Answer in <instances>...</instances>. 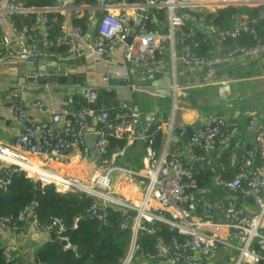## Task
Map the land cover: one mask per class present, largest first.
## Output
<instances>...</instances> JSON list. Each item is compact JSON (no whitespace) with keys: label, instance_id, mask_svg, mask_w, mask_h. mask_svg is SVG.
Masks as SVG:
<instances>
[{"label":"built area","instance_id":"1","mask_svg":"<svg viewBox=\"0 0 264 264\" xmlns=\"http://www.w3.org/2000/svg\"><path fill=\"white\" fill-rule=\"evenodd\" d=\"M109 1L110 4L105 2L90 8L76 7L74 0H55L54 8L41 10L19 8L18 0H15L9 8L10 13H38L41 16L54 11L81 15L87 11L91 26L96 22L95 13L101 11L91 37L90 31L85 33L77 26H72L68 31L66 23L63 35L56 41H50L46 28L49 21L45 16L39 17L31 29L24 27L17 30L12 24V29L27 44V65L33 66L41 55L36 32L41 31L44 26L43 49H68L64 57L47 52L48 57L73 62L79 56L77 45L86 44L95 60H101L114 53L119 46H124L129 78H134L141 71L145 85L153 82L158 74L154 69L163 63L165 45L162 37L144 32L140 36L137 34L128 44L132 25L136 27L138 19L129 17L127 9L130 6L125 1ZM140 1L144 2L142 9L169 8L171 39L175 32L182 35V62L213 79L218 60L198 56L193 46L187 43L192 39L191 33L187 34L183 30L185 21L206 24L205 15L199 17L184 13L179 16L174 13L177 5L174 0ZM254 23L243 18L237 20L234 28L228 31H217L212 24L206 27L208 33L217 35L220 45L235 40L244 33L253 35L256 41L254 46L236 47L226 54L228 61L238 57L253 60L264 55V43L252 26ZM5 60L3 51L0 66ZM38 76L45 77V73L41 72ZM111 77L112 74L108 75L105 81H109ZM72 105L73 101L70 99L69 106ZM69 106L62 110L64 120L61 127L54 124L29 125L11 146L0 147V194L8 191L15 176L26 173L32 178H38L43 185H55L58 192H78L91 197L94 200L91 213L99 208L104 211V217L107 208L121 213L120 229L129 231L131 240L120 264H264V122L256 131L255 150L243 148L239 127L225 118H216L201 128L199 135L195 133L186 141L184 150L178 142L171 144L170 139H165L162 148L156 149V142L162 135L158 117L156 114L145 116L136 104L120 102V110L125 111V114L114 119L107 112L97 113L88 108L73 113ZM36 107L42 108L39 103ZM14 112L21 123L28 122V116L21 107H16ZM257 120H250L251 129H254ZM92 121L96 127L91 133ZM173 129L171 124L168 134ZM91 134L97 137L93 163L98 172L88 182L77 177H62L54 172L42 174L31 161V157L39 156L47 159L64 158L73 150H80L83 159L89 160L91 152L86 138ZM119 139L130 142L140 140L146 144L144 167L141 171L111 165V142ZM230 145L233 147L229 161L238 172L233 179L226 180V167L220 162L219 156ZM172 147L175 152L172 165H168L167 157ZM206 170L213 174L214 186L223 191L200 187L198 175ZM115 172L125 175L123 181H120L122 191L123 183L130 185L141 180V184H144L136 186L140 195L133 196L127 191L126 195L122 191H116L115 196L111 194ZM219 193L222 195L219 196ZM236 198L241 199L242 203L239 204ZM33 209L32 206L25 207L15 218L0 216V229L17 235L23 233L25 225L30 222L37 231L54 233L58 238L68 241L62 237L66 232L62 220L54 219L47 226L41 227ZM160 224L184 239L174 238L168 243L164 238L158 237L155 253H143L139 244L141 234L156 237ZM140 253L143 257L137 262ZM4 256L9 262L13 256L12 250L5 248Z\"/></svg>","mask_w":264,"mask_h":264},{"label":"crops","instance_id":"2","mask_svg":"<svg viewBox=\"0 0 264 264\" xmlns=\"http://www.w3.org/2000/svg\"><path fill=\"white\" fill-rule=\"evenodd\" d=\"M62 1L66 2L67 0ZM106 3L110 4V1L106 0ZM126 3L130 6L127 9L129 17L138 19V25L142 23L137 33L138 36L146 33L148 16H153V20L157 24L158 33L151 35L162 37L165 53L162 65L154 69V72L159 73L161 77L173 76L176 85H178L173 87L172 93L167 97H157L138 90L147 84L144 83L141 71H138L134 78H129L124 58V46H119L110 56L95 60L86 44H78L79 56L73 62H66L59 57H48L47 53H43L44 49L33 66L27 65V44L22 36L12 29L10 17L11 14L26 16L27 13H10L11 0H0V43H2L0 46L6 55L5 62L0 66V147L11 146L15 138L24 131L28 122L34 126L54 124L58 128L61 127L64 120L62 110L69 106L70 98L77 97L90 103L96 100L86 98L85 90L99 92L101 89H110L117 93L119 103H131L134 96L136 105L145 116L157 115L158 124L162 128L161 148L165 144V139H170L171 144L177 142L181 144L185 142L189 128L195 132L198 125L203 128L216 118H225L239 127L243 148L249 145L246 147L247 149L253 147L252 150H255L256 132L249 127V122L252 118L260 120V125L264 122V55L253 60L238 57L228 61L226 54L231 48L229 45L233 42H229V45L227 42L220 45L217 39L212 38L210 39L212 48L209 52L213 54V58L218 60V66L215 76L210 79L202 72L188 67L182 62V35L175 32L174 38L171 39L169 8L142 9L141 5L144 6V2L140 0L137 3ZM174 3L177 4L174 10L177 15L182 9H190L192 12L206 15L207 13H216L219 9L235 7L241 9V19L247 20L250 13L248 8L264 6V0H187L184 3L181 0H175ZM160 10H165V20L167 21L163 28L160 27L156 18L157 14L160 16ZM63 15L68 18L67 30L70 31L72 12H66ZM196 25V23H192V27L197 29ZM137 26L132 25L131 35ZM190 31L195 34L193 28H190ZM54 70L58 76H75L77 78L76 86L58 83L39 85L38 83L25 82L32 73L38 76L44 72L45 77H48L49 72ZM110 74H112L111 79L105 81V78ZM125 81L131 83V86ZM151 83L149 82L148 86ZM71 89H74L72 97ZM38 103L42 106L41 109L36 107ZM16 107H21L28 116L26 124L21 123L15 115ZM69 108L73 110L74 105ZM123 114L125 111H120L116 115ZM54 117H57L56 121L53 119ZM171 124L174 129L171 134H168ZM91 127L92 130L96 127L93 121ZM179 129L182 130V134L176 132ZM145 150L146 144L140 140L130 142L127 139H119L110 150V163L112 166L123 169L141 171L144 167ZM221 157L222 155L219 156V160ZM31 161L38 166V170L43 172H54L62 177H77L85 182L90 181L91 177L98 172L93 158L84 160L80 150H73L66 157L60 159H47L39 156L31 157ZM117 174L119 175L117 176ZM114 175L119 177L116 191L121 192L120 184L122 183L120 181H123L125 175L121 172H115ZM26 176L39 181L38 178H32L27 174ZM142 184L141 180L136 184L126 185L123 183L122 192L125 195L127 191L133 196H139L140 193L136 186H142ZM52 241L54 240L50 233L37 231L30 222L25 225L24 232L17 235L6 233L0 229V248H10L13 255L17 253V257L25 264H34L36 261L35 252Z\"/></svg>","mask_w":264,"mask_h":264},{"label":"trees","instance_id":"3","mask_svg":"<svg viewBox=\"0 0 264 264\" xmlns=\"http://www.w3.org/2000/svg\"><path fill=\"white\" fill-rule=\"evenodd\" d=\"M137 3L139 0H116V2ZM106 0H74V6H86L94 8ZM14 3V0H11ZM17 6L22 9H52L55 7V0H18ZM247 9V8H243ZM235 7H227L219 9L216 13H207L205 15L206 25H214L217 31H228L234 28L237 20L241 19L242 11ZM250 11L248 20L252 24L258 37L264 43V6L257 8H248ZM156 15L157 22L163 28L167 21L165 20V10H160ZM182 13H191L201 17L203 13L192 12L190 9L179 10L178 15ZM45 16L48 19L46 24L49 40L56 41L64 33L63 27L67 23L68 18L61 12L50 11L44 15L38 13H27L26 16L11 14L12 24L17 30L27 27L31 29L39 17ZM146 22V34L158 33L157 24L153 20V16H148ZM72 26L80 27L85 33H88L91 28L88 12L85 11L81 15L72 13L70 16ZM190 28L195 30V34L190 31ZM183 30L192 35V39L187 43L191 44L195 53L198 56L205 58H213L209 50L212 48L210 39H217L216 34L204 33L192 27L189 21L184 22ZM41 31L36 32L39 40ZM229 42H233L229 45ZM256 41L251 34H242L235 40H230L227 45L231 46L230 52L236 47H251ZM197 45V46H196ZM45 49V50H44ZM43 53L52 52L66 56L68 49L65 47H57L52 49L44 48ZM3 53L0 46V55ZM74 108L73 113H79L84 109H92L97 113L107 112L114 119L119 113L120 106L117 101V93L110 89H101L98 92L97 98L90 103L86 100L72 97ZM69 99V100H70ZM250 123V122H249ZM195 135L192 128H189L186 134V140ZM161 137L156 142V149L160 147ZM118 140H112L110 150L115 146ZM181 142V141H180ZM181 146V144H180ZM232 145L221 152L222 157L220 162L226 167L224 178L231 180L238 172L236 167L231 166L229 158L232 153ZM246 147H249L247 145ZM244 147V149H247ZM161 148V147H160ZM253 149V147H252ZM111 153V151H110ZM200 187L213 188L217 192L223 191L214 186L213 174L209 171H203L198 175ZM223 193V192H221ZM219 196L222 194H218ZM94 204V200L82 193L78 192H58L55 185H43L41 181H35L26 176L25 173L14 177L12 185L7 192L0 194V216L6 218H15L25 207L32 206L36 208L37 220L41 227L50 224L54 219L63 221L66 232L62 237L68 239L71 246L75 250L66 248L61 244L52 241L47 245L39 248L35 252L36 261L38 264H120L125 256L127 247L131 240L129 231H122L120 223L122 214L113 209H105V217L99 219L95 212L90 210ZM157 236H149L142 233L140 236V246L143 248V253H155V245L158 237L164 238L168 243H171L174 238L183 240L184 237L177 233L169 232L168 228L160 224L157 228ZM16 252V251H15ZM15 253L12 259L8 262L4 256V249L0 248V264H25ZM142 253L137 257V262L142 260Z\"/></svg>","mask_w":264,"mask_h":264},{"label":"water","instance_id":"4","mask_svg":"<svg viewBox=\"0 0 264 264\" xmlns=\"http://www.w3.org/2000/svg\"><path fill=\"white\" fill-rule=\"evenodd\" d=\"M101 17V11H97L95 13V19L96 22L94 23V25L91 26L90 28V34L89 37H91V34L95 31L96 28V23L97 21L100 19ZM142 26V23L139 24V26L136 28L135 32L127 39V43L130 44L132 42V40L134 39V37L137 35L138 31L140 30ZM197 29H199L201 32L207 33V27L204 23H199L196 25ZM45 31V27L43 26L41 28V33L39 36V48L41 51H43V43H42V35ZM156 80H154L150 86H148V84L144 87V88H139V91H142L144 93H148L150 95L153 96H157V97H167L170 93H172L173 87H176L178 85H176L175 83V79L173 76H167V77H161L159 76V73L156 75ZM76 81L77 78L75 76H58L56 70L49 72V76L48 77H41V76H36L33 73L30 75V78L27 79L25 82H29L32 84L38 83L39 85H47V84H55L58 83L60 85H66L68 84L69 86H76ZM125 83H127L129 86H131V83H128V81H125ZM23 84H25L23 82ZM70 94L71 97L74 96V89L70 90ZM98 91L97 90H85L84 91V96L86 98H89L90 100H95L97 97ZM132 104H136L135 100H134V96L132 97ZM57 117H54L53 119L56 121ZM30 122L27 123L26 126H29ZM260 125V120H257L254 126V131L256 132L258 129V126ZM202 126L198 125L195 128V133L196 135H199V132L201 130ZM93 132V130L91 131V133ZM176 132L178 134H182V130H176ZM86 142L88 147L90 148V152H91V158H95L96 156V142H97V137L94 134L89 135L86 138ZM175 152V148L172 147L170 149L169 152V156L167 157V163L168 165H172V156ZM236 201L241 204L242 200L239 198H236ZM34 212L36 213V208L34 207ZM96 216L99 219H103L104 218V211L102 209H97L95 211ZM51 237L52 239L61 244L62 246L66 247V248H70L75 250V247L71 246L69 241L61 239V238H56V235L54 233H51ZM34 264H38V261H35Z\"/></svg>","mask_w":264,"mask_h":264},{"label":"rangeland","instance_id":"5","mask_svg":"<svg viewBox=\"0 0 264 264\" xmlns=\"http://www.w3.org/2000/svg\"><path fill=\"white\" fill-rule=\"evenodd\" d=\"M174 2H175V0H174ZM181 2L182 3H184V2H187V0H181ZM193 10V9H192ZM185 145H186V141L185 142H183V143H181V148L184 150L185 149ZM119 174H117V176H118ZM116 175H114L113 177H112V190H111V194H113L114 196H115V192H116V183H117V181H118V179H119V177H117Z\"/></svg>","mask_w":264,"mask_h":264},{"label":"bare ground","instance_id":"6","mask_svg":"<svg viewBox=\"0 0 264 264\" xmlns=\"http://www.w3.org/2000/svg\"><path fill=\"white\" fill-rule=\"evenodd\" d=\"M171 5H172V3H171ZM40 173L45 174V175L49 174V173H46V172H43V171H41Z\"/></svg>","mask_w":264,"mask_h":264}]
</instances>
